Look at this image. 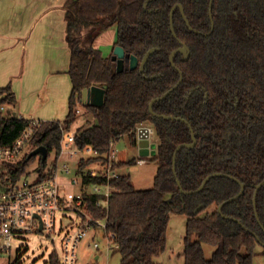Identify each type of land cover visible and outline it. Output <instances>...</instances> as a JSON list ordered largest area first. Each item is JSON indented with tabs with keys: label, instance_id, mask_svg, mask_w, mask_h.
I'll use <instances>...</instances> for the list:
<instances>
[{
	"label": "trees",
	"instance_id": "trees-1",
	"mask_svg": "<svg viewBox=\"0 0 264 264\" xmlns=\"http://www.w3.org/2000/svg\"><path fill=\"white\" fill-rule=\"evenodd\" d=\"M181 3L193 31L178 7L173 16L177 36L171 28V12ZM211 11L212 15L211 16ZM66 37L71 51L69 74L72 93L69 113L64 120L41 121L30 140V151L14 163L19 177L36 160L30 153L45 146L46 162L53 152L58 159L63 151L61 125L70 128L78 117L76 109L83 90L107 86L103 106L92 103L83 107L95 121L79 128L76 145L92 147L98 155L82 158L78 173L83 186L107 183V173L95 172L91 164L113 169L129 167L141 157L110 161L112 145L127 138L132 146L139 142V129L151 125L158 138L152 158L158 168L154 184L138 189L131 176L112 178V191L106 199L98 193H85L84 207L94 218L106 223L113 235L111 250L121 253L120 264H162L154 260L166 249V230L170 214L187 215L185 264H254L257 246L264 247V0H66ZM117 28L114 48L126 51L125 68L119 72L113 52L104 56L95 40L105 30ZM185 42L190 56L171 53ZM157 47L145 64L131 69L136 55L141 62L146 52ZM183 80L166 97L163 96ZM149 76H156L151 79ZM17 98L10 85L0 88V108L15 110ZM174 116L166 118L161 115ZM197 143L174 152L182 143ZM28 118L0 111V142L12 143L29 125ZM145 159V157L143 158ZM146 160V159H145ZM88 168V169H87ZM215 172L233 175L239 181ZM238 198L227 201L241 190ZM224 203L222 212L219 206ZM226 215V216H224ZM214 252L206 256L204 245ZM264 254V248L262 252ZM47 264H64L53 252Z\"/></svg>",
	"mask_w": 264,
	"mask_h": 264
},
{
	"label": "built area",
	"instance_id": "built-area-1",
	"mask_svg": "<svg viewBox=\"0 0 264 264\" xmlns=\"http://www.w3.org/2000/svg\"><path fill=\"white\" fill-rule=\"evenodd\" d=\"M82 107L83 99L78 102L76 109L78 114L82 113ZM0 111L8 113L4 105L1 106ZM18 117L23 118L21 115ZM29 120L27 128L12 143L0 142V253L9 252L14 239L44 231L49 235H63L62 253L55 252L64 264H77L78 247L93 230L97 231L99 236L106 238L108 247L111 248L113 235L107 233L104 220L94 218L85 209V193L105 195L106 199H99L97 204L107 205V198L112 191L110 180L120 176V170L98 165L93 171L107 173L108 182L87 186H83L81 182V188L77 192L63 188L57 165L48 170L39 168V177L34 180L25 179L23 175L15 176L13 165L21 160L20 155L24 149L30 148V140L42 121L37 118ZM61 129L63 131L62 154L67 149H70L71 155L80 153L81 150L87 152L89 156L99 154L92 147L80 148L76 145L77 131L73 132L72 128H67L63 124ZM150 130L152 133V128ZM118 152L114 144L106 156L110 161L117 160ZM143 158L141 157L138 162L144 163L146 160ZM58 159L55 158L54 162L56 163ZM63 170L66 173L71 172L68 163L63 165ZM72 182L78 184V177L72 178ZM90 188L93 189L90 190ZM68 212L73 213L74 218L70 217V221L64 224V218ZM94 246L100 249L98 241L94 243Z\"/></svg>",
	"mask_w": 264,
	"mask_h": 264
},
{
	"label": "crops",
	"instance_id": "crops-1",
	"mask_svg": "<svg viewBox=\"0 0 264 264\" xmlns=\"http://www.w3.org/2000/svg\"><path fill=\"white\" fill-rule=\"evenodd\" d=\"M65 2L0 0V88L11 86L15 112L24 118L64 120L69 113L71 51ZM108 32L110 43L102 39ZM116 37L114 26L97 37L95 46L108 44L112 53ZM91 232L99 238L97 231Z\"/></svg>",
	"mask_w": 264,
	"mask_h": 264
},
{
	"label": "rangeland",
	"instance_id": "rangeland-1",
	"mask_svg": "<svg viewBox=\"0 0 264 264\" xmlns=\"http://www.w3.org/2000/svg\"><path fill=\"white\" fill-rule=\"evenodd\" d=\"M104 35L102 39L110 43L111 38ZM101 40V39H100ZM104 56L111 54V49L108 48V44L99 47ZM8 109V113L16 115L15 110L9 111V107L4 105ZM82 113L78 115L74 123L70 126L72 131H78L79 128H83L95 121V117L91 112H88L86 108H81ZM146 127L152 128L147 124ZM153 129V128H152ZM152 134V133H151ZM151 153L148 156H144L145 163H137L129 167L122 168L120 172L131 176L134 186L138 189L150 188L154 184V177L157 172L158 164L153 161L152 158L157 152L158 138L153 133L150 138ZM115 148L119 150L117 154L118 160H129L134 156L141 157L137 146H132L127 138L120 140L115 144ZM30 151L29 147H26L20 155V159ZM80 153L71 155L70 149H67L59 157L55 163V152L51 154L47 163L46 170L57 165L59 171L60 182L65 190L78 191L81 188V177L78 173L80 161L82 158H87L89 154L83 150ZM94 154V152H93ZM39 158V157H38ZM32 162L26 167L22 173L23 178L28 180H34L39 177V159ZM68 163L71 172L66 173L63 170V165ZM98 165L91 164L88 168L92 170L97 169ZM87 168V169H88ZM78 177L79 183L73 184L72 178ZM93 188H90V190ZM70 217L74 218V214L67 213L64 218V224L70 221ZM187 215L180 212H172L169 217L167 230H166V249L159 255L154 256L156 262L162 264H185V235L187 225ZM98 241L100 243V249L95 248L94 243ZM63 235H49L47 232H39L22 236L13 240L11 250L6 253H0V264H47L50 255L53 252L62 253ZM111 246V244H110ZM263 245L257 246L258 254L254 258V264H264V254L260 253L263 250ZM205 253L210 258L214 252V247L210 244L204 245ZM99 255V258L96 256ZM121 253L119 251H113L108 247L107 240L104 237L99 236L95 238V234L90 232L84 241H82L78 247V262L77 264H120Z\"/></svg>",
	"mask_w": 264,
	"mask_h": 264
},
{
	"label": "water",
	"instance_id": "water-1",
	"mask_svg": "<svg viewBox=\"0 0 264 264\" xmlns=\"http://www.w3.org/2000/svg\"><path fill=\"white\" fill-rule=\"evenodd\" d=\"M151 1V0H147V3ZM213 1L214 0H211V7L213 6ZM180 8L181 9V12L183 14V17L185 18L187 24L189 25V27L193 30V31H198L197 29H195L186 13H185V9L183 7V5L181 3H177L174 5V7L172 8V12H171V28L175 34V36H177L176 32H175V27H174V20H173V16H174V12L177 8ZM211 16L212 15V11H211ZM157 50V47H153L151 49H149L146 54L144 55L142 61L140 62L139 61V58L136 56V55H132L131 56V60H130V67L131 69H135L137 68L138 66L140 67V71L143 72L144 69H145V64L146 62L148 61L150 55L155 51ZM178 52H182L184 53V57L185 59L189 58L190 56V51H189V48L187 46V44L185 42H182L181 43V46L179 48H177L176 50H174L171 55H170V60L171 62L175 65V55L178 53ZM125 57H126V51H125V48L123 46H120V45H117L115 46L114 50H113V55H112V58L113 60H115L117 62V70L119 72L123 71L124 68H125ZM176 66V65H175ZM181 72V77H180V80L177 82V84H175L170 90H168L165 94H163V96H160V97H157L155 99L152 100L151 104H150V109H151V112L154 114V115H157V113L153 110V105L154 103L157 101V100H160L164 97H166L171 91H173L180 83L181 81L183 80V73L182 71ZM156 76H149L148 78H155ZM106 89H107V86H91V87H87L83 90V104L86 105L88 103H92L96 106H103L104 104V100H105V93H106ZM158 115H161V114H158ZM163 117H166V118H176L174 116H169V115H161ZM179 119H183V118H179ZM188 125L189 127L191 128V133H192V137H193V142H190V143H182V144H179L176 149H175V152H174V160H173V164H174V172L177 176V173H176V159H177V155H178V152L183 148V147H193L196 143H197V139H196V136H195V133H194V130L191 126V124L189 123L188 120L186 119H183ZM150 128L149 127H141L139 129V142H138V146H139V154L140 156L144 157V156H148L150 153H151V148H150ZM38 154H41L42 155V161L43 162H46L47 158H48V155H49V152H48V149L45 147V146H40L36 149H34L31 153H30V157L33 156V155H38ZM216 175H222V176H228V177H231L237 181H239L236 177H234L233 175H229V174H226V173H223V172H215L213 174H210L209 176H207L204 181L202 182V184L195 190H185L181 184V181L180 179L177 177V182L181 188V191L183 193H187V194H192V193H197L199 192L200 190H202L205 186V184L207 183V181L213 177V176H216ZM241 184V190L238 194H236L235 196L229 198L227 201H231V200H234L236 198H238L239 196H241V194L243 193V191L245 190V183L243 182H240ZM264 185V179L256 185V192ZM224 203H222L220 206H219V211L222 212V207H223ZM226 216V215H224Z\"/></svg>",
	"mask_w": 264,
	"mask_h": 264
},
{
	"label": "flooded vegetation",
	"instance_id": "flooded-vegetation-1",
	"mask_svg": "<svg viewBox=\"0 0 264 264\" xmlns=\"http://www.w3.org/2000/svg\"><path fill=\"white\" fill-rule=\"evenodd\" d=\"M142 127H144V126H142ZM152 128H153V127H152ZM153 133H154V129H152V134H153ZM152 134L150 133V136H151ZM40 156H41V154H38V155H37V158L40 157ZM141 157H142V156H141Z\"/></svg>",
	"mask_w": 264,
	"mask_h": 264
}]
</instances>
